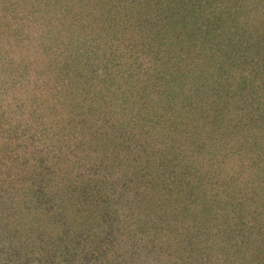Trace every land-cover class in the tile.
Listing matches in <instances>:
<instances>
[{"label":"trees","instance_id":"16d2710c","mask_svg":"<svg viewBox=\"0 0 264 264\" xmlns=\"http://www.w3.org/2000/svg\"><path fill=\"white\" fill-rule=\"evenodd\" d=\"M2 1L0 264H264V0H136L130 24L102 0ZM213 91L260 159L201 143L176 177L166 154ZM59 189L100 212L72 218Z\"/></svg>","mask_w":264,"mask_h":264},{"label":"rangeland","instance_id":"374dc122","mask_svg":"<svg viewBox=\"0 0 264 264\" xmlns=\"http://www.w3.org/2000/svg\"><path fill=\"white\" fill-rule=\"evenodd\" d=\"M5 2H4V4H5ZM11 2L13 4L15 2V4H14L15 9H16L17 5L20 6L17 1L13 0ZM102 2L105 5L108 3L107 6H104V9H105V11H107L109 13L110 17H113V18H111V19H113V21L117 22V20H121L122 22H125V17H127L129 24L132 23V21H133V19L129 18V16H131L130 11H132V12L135 11L136 7H138L140 5V2L136 1V0H110V2H108V0H102ZM141 2H143V1H141ZM110 3H112V4H110ZM148 4H150L148 6V8H150V12H151L150 17H152V18L155 17V14L157 12L163 11L162 9L156 8V6H153V4H151V3H148ZM2 5H3V1L0 0V7ZM158 5H162V4L158 3ZM4 14H5V12H4ZM8 18H12V16H9ZM10 21H12V20H10ZM133 26L135 28H137L138 24L135 22L133 24ZM153 28L156 32H158V29H156L155 27H153ZM5 36H6V34H4V31L1 30L0 31V46L2 48H5V45H4L5 44L4 41L6 38ZM142 56H147V55L142 53ZM10 57H11L12 61H16L18 59L21 60V58H22V57H18L17 55H11V54H10ZM28 58H29V55L22 58V60L28 59ZM20 66H21V64L15 68L16 73H19L18 68H21ZM228 72H229V70H228ZM138 75H140V73ZM138 78H140V77H138ZM9 82H11L9 77H7V78L6 77H0V86L3 85L2 86L3 90L8 91L9 88H6V87H8V86H6V84ZM213 93L216 96H211L209 99H207L204 102V103L208 102V105H206L204 108L198 107L197 109H194L195 110L194 113L196 115V118L193 120H189V121L187 120L188 125H187L186 130H185V139H183V141L181 142L180 148L176 147L173 150V152L176 154V157L172 158V157H170V155H167L168 153L166 154V157H167L166 159L168 160L170 167L173 170L172 172H174L176 174V175H174L176 177L178 176L177 172L180 170L181 166L183 168V170H182L183 176L185 174L188 175L192 171V168L194 166H192V164H191V157L194 154V152L197 150V148H195L196 145H199L201 143L203 144L202 147L207 149V152L205 154L206 157L210 156V151H212L216 154L217 153L219 154V152H224L225 154H227L229 160L238 158L239 154H240L239 159L241 160V163H240L241 166L239 165V168L246 166L247 163L253 161L254 159H256L257 161L260 159L257 155H255V150L253 151V144H254V140H255L254 136L256 135V133L251 129L246 130L244 127L241 126V124L240 125L239 124H233V125L230 124L229 119H231L230 118L231 115H229V113L227 111H225V105L226 104L224 102L222 95H217L215 91H213ZM13 94H17V93L14 92ZM12 98H13V95L10 97L8 96V94L5 95L3 98L4 99L3 103L6 104L8 102L9 106L14 107L15 104H17V103H15V102L12 103ZM5 99L7 100V102ZM227 104H231V103L227 101ZM16 111H17V116H21L20 114H23L22 109H16ZM219 111L221 112L220 115H217V116L213 115V114L218 113ZM59 112H60V114H65V112H62V111H59ZM243 134H244V136H242ZM157 136H158V139L160 141V138H161L160 133ZM62 137H64V136L62 135ZM204 137H209V139L203 140ZM166 138H164V140H166ZM244 138H246V139L249 138L248 145H243L245 143ZM68 140H70V138H68ZM69 142L71 143V141H69ZM76 155H78V154H76ZM75 157L76 156L71 158L69 163H68V161H67V163L66 162L62 163L61 166H63V168H66V169H70L72 166L74 169L81 168L82 164L80 162H78L76 164H72V162L74 163ZM198 163L199 164H198L197 169H196L197 172L202 171V169H201L202 164L203 165L207 164L205 160H204V162L200 161ZM211 163H213V162L211 161ZM229 164H230V166H233L232 162ZM236 164L237 163H235L234 166H236ZM211 170H213V167H211ZM61 174H63L62 171H61ZM69 174H70V177L72 178L71 171L69 172ZM236 174L238 176V177H235V179L237 181H240V179L245 176L244 172H237ZM207 175L209 177L207 179H204L205 182H208V180H210V178H211L210 174L207 173ZM85 176L87 179L89 174H88V176L87 175H85ZM85 176H84V180H85ZM225 176H227V175H225ZM60 178L64 179V176L60 177ZM79 181H81V180H79ZM177 181H178V178H177ZM191 184H194V183H191ZM187 188L188 187H186V190H187ZM177 191H178V189L177 190L172 189V193H175ZM224 192L226 193V191H224ZM70 194H71V196L69 198H67L65 192L62 193L60 189H59L58 195L56 193H54L53 191L48 193L49 196H55L56 198L54 200H56V201L57 200L60 201L59 198L62 197V198H64V200H66V198H67V199H71V202H74V204L71 206V213H69V215L72 218H74V216H76V213L79 211V209H80V211H79L78 215H80L81 213L83 215V213H84L87 218L92 217V214H98L100 212V210H101L100 208L91 207V205H89V206H85V204L83 205L81 200H80L79 195L76 197L72 193H70ZM226 194H228V193H226ZM220 196H222L221 198H219V199H221V201H223L224 199L227 198V196H225L224 194L220 195ZM65 208H67V207H65ZM67 211H68V209H67ZM13 212H14V209L11 211V213L9 215L12 216ZM93 218H95V217H93ZM11 228H12V226H11ZM8 232L9 231L7 230V233ZM104 234H105V232H104ZM83 235H84V237L81 239L84 240L85 242H88V234H83ZM5 251L2 252V250H1L0 254L4 253ZM111 253L113 254L114 252L111 251ZM0 258H3V254L0 255ZM82 258H84V257H82ZM150 258H154V257L152 256ZM124 259H126V258H124ZM127 261H128V258H127ZM81 262H83V261H81ZM134 262H135V264H157L156 262H152V261L148 260V258H144V259L139 258L138 260H135Z\"/></svg>","mask_w":264,"mask_h":264}]
</instances>
